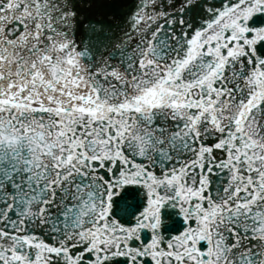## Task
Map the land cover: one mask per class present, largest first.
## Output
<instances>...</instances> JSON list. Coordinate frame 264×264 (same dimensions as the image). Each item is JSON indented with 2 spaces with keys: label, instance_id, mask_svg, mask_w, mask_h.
I'll return each instance as SVG.
<instances>
[{
  "label": "snow or ice",
  "instance_id": "6c2138e0",
  "mask_svg": "<svg viewBox=\"0 0 264 264\" xmlns=\"http://www.w3.org/2000/svg\"><path fill=\"white\" fill-rule=\"evenodd\" d=\"M0 264H264V0H0Z\"/></svg>",
  "mask_w": 264,
  "mask_h": 264
}]
</instances>
